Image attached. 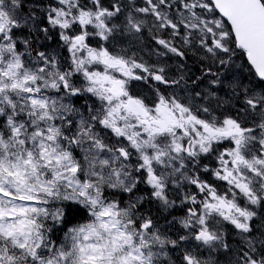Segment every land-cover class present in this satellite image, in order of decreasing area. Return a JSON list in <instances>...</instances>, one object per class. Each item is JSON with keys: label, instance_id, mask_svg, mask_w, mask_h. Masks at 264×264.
<instances>
[{"label": "snow or ice", "instance_id": "obj_1", "mask_svg": "<svg viewBox=\"0 0 264 264\" xmlns=\"http://www.w3.org/2000/svg\"><path fill=\"white\" fill-rule=\"evenodd\" d=\"M0 264H264V0H0Z\"/></svg>", "mask_w": 264, "mask_h": 264}]
</instances>
